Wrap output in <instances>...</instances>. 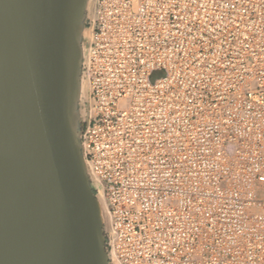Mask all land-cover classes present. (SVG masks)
Here are the masks:
<instances>
[{
  "label": "built area",
  "instance_id": "built-area-1",
  "mask_svg": "<svg viewBox=\"0 0 264 264\" xmlns=\"http://www.w3.org/2000/svg\"><path fill=\"white\" fill-rule=\"evenodd\" d=\"M87 27L111 263L264 264V0H95Z\"/></svg>",
  "mask_w": 264,
  "mask_h": 264
},
{
  "label": "water",
  "instance_id": "water-1",
  "mask_svg": "<svg viewBox=\"0 0 264 264\" xmlns=\"http://www.w3.org/2000/svg\"><path fill=\"white\" fill-rule=\"evenodd\" d=\"M95 0H0V264H112L86 165Z\"/></svg>",
  "mask_w": 264,
  "mask_h": 264
},
{
  "label": "bare ground",
  "instance_id": "bare-ground-1",
  "mask_svg": "<svg viewBox=\"0 0 264 264\" xmlns=\"http://www.w3.org/2000/svg\"><path fill=\"white\" fill-rule=\"evenodd\" d=\"M87 90H88V89H87L86 83H85L84 81H82V84H81V94H82V98H83V99H86V96H87V94H86V93H87ZM102 208H103L104 211H106V210H105V205H102ZM112 264H117V263H116V261L114 260Z\"/></svg>",
  "mask_w": 264,
  "mask_h": 264
},
{
  "label": "rangeland",
  "instance_id": "rangeland-1",
  "mask_svg": "<svg viewBox=\"0 0 264 264\" xmlns=\"http://www.w3.org/2000/svg\"><path fill=\"white\" fill-rule=\"evenodd\" d=\"M164 75L163 71H156L152 74L151 80L159 79Z\"/></svg>",
  "mask_w": 264,
  "mask_h": 264
}]
</instances>
